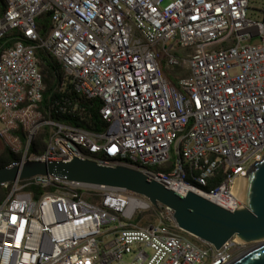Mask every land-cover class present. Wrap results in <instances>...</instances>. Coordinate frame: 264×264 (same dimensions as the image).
Returning <instances> with one entry per match:
<instances>
[{
    "label": "built area",
    "instance_id": "obj_1",
    "mask_svg": "<svg viewBox=\"0 0 264 264\" xmlns=\"http://www.w3.org/2000/svg\"><path fill=\"white\" fill-rule=\"evenodd\" d=\"M0 140L27 161L90 159L129 166L172 190L225 209L264 157V17L253 0H3ZM49 19L44 36L37 21ZM59 63L55 112L87 115L75 96L102 102L107 128L47 118L36 50ZM90 116V115H89ZM47 128L41 154L30 153ZM46 190L34 197L31 184ZM0 264H231L245 246L191 240L174 212L139 194L36 176L2 185ZM51 188V189H48ZM156 209L146 224L140 215Z\"/></svg>",
    "mask_w": 264,
    "mask_h": 264
},
{
    "label": "water",
    "instance_id": "obj_2",
    "mask_svg": "<svg viewBox=\"0 0 264 264\" xmlns=\"http://www.w3.org/2000/svg\"><path fill=\"white\" fill-rule=\"evenodd\" d=\"M54 175L85 187L117 188L146 197L153 206L164 205L174 212L179 229L219 249L235 237L252 248L231 264H264V157L242 178L241 206L223 208L195 192L182 195L141 171L118 164L108 166L74 157L64 161H27L0 168V186L36 176Z\"/></svg>",
    "mask_w": 264,
    "mask_h": 264
},
{
    "label": "trees",
    "instance_id": "obj_3",
    "mask_svg": "<svg viewBox=\"0 0 264 264\" xmlns=\"http://www.w3.org/2000/svg\"><path fill=\"white\" fill-rule=\"evenodd\" d=\"M4 1L0 0V14L4 9ZM38 31L42 36L46 34L49 30V19L47 15H43L37 21ZM19 34L17 32L9 33L2 41H0V57L3 51L11 46L14 43L15 38H17ZM36 59L38 61L39 67L43 74V80L45 84V89L43 92V101L41 104V110H43L46 114L47 118L55 119L61 123L78 126L85 130H89L92 132H103L106 130L107 125L103 121L100 115V108L102 106V102L99 99L96 100H86L83 97L75 96L74 93H70L69 97H73V99H77L83 105L85 111L88 116H85L84 119H80L77 116L62 114L60 112H55V103L59 101L61 98V93L59 92L61 84L64 80V72L59 63L55 60V58L44 49L36 50ZM90 115V116H89ZM48 130L47 128H43L37 134L35 140L31 144L30 153L32 154H41L46 146L47 142ZM14 160H16V156L12 154L4 145L0 150V168L9 166ZM12 184H9L8 188H4L0 186V201H2L10 192ZM51 189V188H48ZM27 191H31L34 197H39L46 189L42 188L40 185L31 184L26 188ZM157 210L153 209L146 214L140 215L137 218V221H142L144 215H150L148 219H146L143 223L146 224L150 221H154L157 216ZM191 240L197 242V239L186 234Z\"/></svg>",
    "mask_w": 264,
    "mask_h": 264
},
{
    "label": "rangeland",
    "instance_id": "obj_4",
    "mask_svg": "<svg viewBox=\"0 0 264 264\" xmlns=\"http://www.w3.org/2000/svg\"><path fill=\"white\" fill-rule=\"evenodd\" d=\"M252 2L254 4L251 7V11H249V16H251L252 19H255L256 16L259 17L260 15H262V17H264V0H253ZM2 148H3V143L0 140V150ZM149 216L150 215H144L140 224L142 225L144 223V221L149 218ZM256 245H257V243L252 244V245H245V246L241 247L240 250L236 251L235 255L237 257H239L240 255L244 254L245 252H248L252 248L256 247Z\"/></svg>",
    "mask_w": 264,
    "mask_h": 264
},
{
    "label": "bare ground",
    "instance_id": "obj_5",
    "mask_svg": "<svg viewBox=\"0 0 264 264\" xmlns=\"http://www.w3.org/2000/svg\"><path fill=\"white\" fill-rule=\"evenodd\" d=\"M241 186H242V180L238 183V186H237V188H236V192H238L239 195H240V191H241ZM245 253H246V252H245ZM245 253H244V254H245ZM242 255H243V254H242ZM242 255H240V256H242ZM240 256H239V257H240ZM239 257H238V258H239ZM238 258H237V259H238Z\"/></svg>",
    "mask_w": 264,
    "mask_h": 264
},
{
    "label": "crops",
    "instance_id": "obj_6",
    "mask_svg": "<svg viewBox=\"0 0 264 264\" xmlns=\"http://www.w3.org/2000/svg\"><path fill=\"white\" fill-rule=\"evenodd\" d=\"M2 13V12H1Z\"/></svg>",
    "mask_w": 264,
    "mask_h": 264
}]
</instances>
